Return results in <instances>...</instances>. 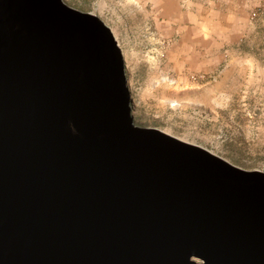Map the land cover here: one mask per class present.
Masks as SVG:
<instances>
[{"label":"water","instance_id":"obj_1","mask_svg":"<svg viewBox=\"0 0 264 264\" xmlns=\"http://www.w3.org/2000/svg\"><path fill=\"white\" fill-rule=\"evenodd\" d=\"M98 15L0 0V264H264V171L134 123Z\"/></svg>","mask_w":264,"mask_h":264},{"label":"rangeland","instance_id":"obj_2","mask_svg":"<svg viewBox=\"0 0 264 264\" xmlns=\"http://www.w3.org/2000/svg\"><path fill=\"white\" fill-rule=\"evenodd\" d=\"M122 48L134 123L264 171V0H63Z\"/></svg>","mask_w":264,"mask_h":264},{"label":"bare ground","instance_id":"obj_3","mask_svg":"<svg viewBox=\"0 0 264 264\" xmlns=\"http://www.w3.org/2000/svg\"><path fill=\"white\" fill-rule=\"evenodd\" d=\"M128 81V80H127ZM128 85V84H127Z\"/></svg>","mask_w":264,"mask_h":264}]
</instances>
